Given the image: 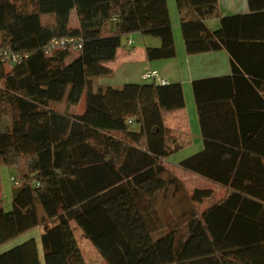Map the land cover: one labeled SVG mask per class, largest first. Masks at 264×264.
Wrapping results in <instances>:
<instances>
[{
	"label": "trees",
	"instance_id": "trees-1",
	"mask_svg": "<svg viewBox=\"0 0 264 264\" xmlns=\"http://www.w3.org/2000/svg\"><path fill=\"white\" fill-rule=\"evenodd\" d=\"M248 3L251 12L222 17L210 30L205 21L217 16V0H175L186 53L224 50L233 78H264L250 67L259 54L264 60V0ZM71 10L77 29L68 24ZM133 33L160 40L146 49L149 60L174 57L166 0H0V50L26 55L7 70L0 65V164L17 173L11 210L0 209V245L42 226L44 264H86L74 225L106 264H264V193L245 187L242 166L244 150L259 154L252 144L260 134L246 137L241 126L240 143L222 145L230 155L220 172L203 126L202 150L177 167L230 192L198 209L212 191H185L161 163L182 147L162 120L183 108L181 85H93L111 74L103 64ZM67 36L81 40L71 61L68 50L44 52ZM82 98V113L50 107L63 100L76 107ZM36 248L29 239L0 261L39 264Z\"/></svg>",
	"mask_w": 264,
	"mask_h": 264
},
{
	"label": "crops",
	"instance_id": "crops-1",
	"mask_svg": "<svg viewBox=\"0 0 264 264\" xmlns=\"http://www.w3.org/2000/svg\"><path fill=\"white\" fill-rule=\"evenodd\" d=\"M166 3L172 26L174 57L149 60L146 56V49L158 47L159 39L143 36L140 33L123 36L115 59L103 64V67L108 69L111 74L94 79L93 85L120 88L126 84H150L151 82L141 78V74L146 70H156L167 83L181 85L184 99L183 108L163 112L162 120L164 126L170 129L171 134L179 144H182V147L173 155L162 159L161 163L183 182L185 191L192 192L197 189L212 191L210 198L203 201L207 202L204 209L221 201L230 192V189L177 167L180 161L202 150L203 126L216 143L211 152L212 162L217 170L220 169V172L223 165L229 161L230 155L222 145L227 147L228 143H240L241 126L248 129L246 137H250L252 132L260 134V137L252 144L253 149L259 154L249 150L242 151L244 157L242 166L244 167L243 175L248 183L245 187L261 195L264 193V155L261 154L264 153V103L260 96L264 95V78L251 76L246 72H243L241 77L233 78L230 56L224 50L187 54L175 0H166ZM249 12L251 9L248 0H217V16L207 19L205 24L210 30H216L219 28L220 18ZM187 15L190 17L191 13ZM71 21L74 22L73 29H77L78 22L74 10L70 11L68 24ZM109 27L113 30L114 23H110ZM260 27L264 29V26ZM260 47L262 48L264 45ZM250 67L256 71L259 70L260 74H264V60L260 54L252 59ZM197 81L199 83L195 94L193 84ZM196 95L200 99V111L197 107ZM188 179L190 183L187 182ZM1 203L0 198V209H2ZM72 226L74 232L75 227ZM37 228H39L37 237L27 233L29 231L24 232V238L20 242L2 246L0 256L25 241L34 239L37 246L38 262L44 264V253L41 246L43 227L37 226ZM180 233L181 238L186 240L188 237L186 225L181 226ZM76 241L78 244L77 239ZM31 260V258L5 259L0 261V264H30Z\"/></svg>",
	"mask_w": 264,
	"mask_h": 264
},
{
	"label": "rangeland",
	"instance_id": "rangeland-1",
	"mask_svg": "<svg viewBox=\"0 0 264 264\" xmlns=\"http://www.w3.org/2000/svg\"><path fill=\"white\" fill-rule=\"evenodd\" d=\"M78 25V23H77ZM70 28L74 27V22L71 21L69 24ZM77 55V52L71 51L69 57L65 60V63H68L73 58H75ZM9 69V67H6V70ZM50 107L53 110L63 112V111H71L76 113H82L84 110V98H82L79 102V104L76 107L67 106L65 100H63L61 103H51ZM173 155V154H172ZM13 179H17V173L16 170L13 167L5 166L0 164V198L2 200L1 206L2 209L5 212H8L11 210V201H12V191L16 187L14 184ZM187 182L190 183L189 179ZM175 201V200H174ZM207 202H203L202 205L200 204L198 206V209H204ZM40 210V209H39ZM172 211V209H170ZM199 210V211H200ZM172 215H170L169 218H171ZM75 227V226H74ZM30 235H33L35 237L38 236L39 228L34 227L32 229L28 230ZM25 232V233H26ZM74 234L76 235V239L78 240V245L80 248V251L85 258L86 264H106L103 259L101 258L98 251L93 247V245L83 236L81 230L77 227L74 228ZM25 233H22L18 235L17 237L9 240L8 242L0 245V248L4 245H11L13 243L20 242L24 237ZM28 234V235H29ZM14 241V242H12Z\"/></svg>",
	"mask_w": 264,
	"mask_h": 264
},
{
	"label": "built area",
	"instance_id": "built-area-1",
	"mask_svg": "<svg viewBox=\"0 0 264 264\" xmlns=\"http://www.w3.org/2000/svg\"><path fill=\"white\" fill-rule=\"evenodd\" d=\"M80 38L78 36H67L60 38H53L49 41L47 46L44 49L46 54L51 53L52 50L61 49L68 51H75L81 47ZM26 55L11 51L10 49L0 50V65L14 66L19 64ZM141 78L145 81L155 83L158 85H166L167 82L165 79L160 77L159 73L156 70H146L141 74ZM128 123H131V120H128ZM15 185L17 182H15Z\"/></svg>",
	"mask_w": 264,
	"mask_h": 264
}]
</instances>
